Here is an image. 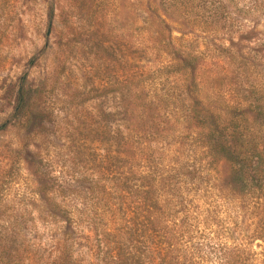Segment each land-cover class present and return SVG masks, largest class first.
<instances>
[{"label": "rangeland", "instance_id": "1", "mask_svg": "<svg viewBox=\"0 0 264 264\" xmlns=\"http://www.w3.org/2000/svg\"><path fill=\"white\" fill-rule=\"evenodd\" d=\"M223 3L211 23L203 8L179 14L158 0H0V264L47 257L56 205L85 212L71 246L79 264H98L94 222L124 251L117 264H147L130 171L157 189L166 264H264L263 202L220 189L186 120L188 86L214 120L264 106V0ZM179 52L196 57L194 75Z\"/></svg>", "mask_w": 264, "mask_h": 264}, {"label": "trees", "instance_id": "2", "mask_svg": "<svg viewBox=\"0 0 264 264\" xmlns=\"http://www.w3.org/2000/svg\"><path fill=\"white\" fill-rule=\"evenodd\" d=\"M158 1L164 9L179 14L182 10L191 6L203 8L207 11L204 16L209 18L207 22L218 23L222 19L221 14L225 0ZM255 6L256 4L238 11L248 14ZM245 37L246 33L238 34L237 36L238 40H242ZM178 54L177 61L182 63L189 72L193 73L196 57L183 54L182 52ZM193 85L195 86L196 84ZM186 90L190 95L187 98L186 120L195 131L194 144L204 156L207 169L213 170L217 174L220 189L224 190V192H231L236 197H242L243 199L249 196L255 200V204L262 201L264 205V106L250 101L244 108L233 106L230 110L225 111L228 116L224 120H214L215 114H213V110L207 107L204 108L197 99L198 96L190 94L189 86ZM25 104L26 97L21 90L16 97L15 108L19 110ZM216 117H219V114ZM35 169L37 168L35 167ZM133 176L132 171H130L128 177L129 186L127 187L129 188L128 192L132 196L136 195V189H139L142 193L141 200H143L145 214L141 216L142 220L140 221L145 228L147 238L145 245L146 263L157 264V260H160L158 264H166L165 262H168L166 256L169 252V245H166L165 238L167 233H170L171 228H169V224L164 218L166 214L162 205L158 204L160 201L157 189L153 186V182L148 178L149 175L147 173L140 174L139 178L135 177L131 181ZM139 179L140 181L135 183ZM39 186H41L42 195H45L44 189L47 190L49 186H45L44 183H40ZM54 207L57 210L55 212L52 211V215L60 217L58 219L60 226L57 231L59 236H52L48 246L47 257L42 259L35 252L31 256L19 252L17 258L15 257L11 264H79V259L74 257L71 246L76 240L80 239L77 233V224L83 220L82 217L85 212L79 209L60 208L57 205ZM129 212L135 214L136 211L132 207ZM92 226L96 240L102 243L100 253H96L95 256L99 258L98 264L119 263V257L123 256L124 251L105 246L107 245L106 237L109 233V226H106L105 223L103 227L101 225L97 226L95 222ZM157 233H159L160 238H163L162 242L154 239L158 237ZM255 233V237L264 238V225L257 227ZM169 238L167 239V244H170ZM5 255L8 256V254ZM125 258H129V264H145L144 260L138 261L139 255L123 257V261ZM3 264L10 263L6 262ZM121 264H126V262Z\"/></svg>", "mask_w": 264, "mask_h": 264}]
</instances>
